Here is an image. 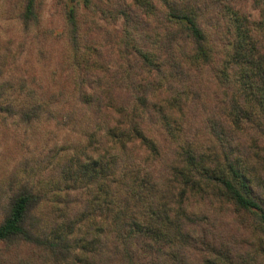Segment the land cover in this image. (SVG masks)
Segmentation results:
<instances>
[{
  "label": "trees",
  "instance_id": "obj_1",
  "mask_svg": "<svg viewBox=\"0 0 264 264\" xmlns=\"http://www.w3.org/2000/svg\"><path fill=\"white\" fill-rule=\"evenodd\" d=\"M228 3L229 0H143L139 6L140 1L129 4L120 0L121 6L118 5L114 18V23L120 19V24L110 30L94 20L106 17L103 7L107 5L106 0H67L64 30L69 53L68 75L74 82L73 112L80 111V115L72 123L75 117L65 114L67 119L58 124L71 123L94 129L99 118L108 122L107 116L117 112L118 107L113 108L106 99V91L109 96L113 91L118 106H125L117 113L121 136L113 144L115 169L120 180L115 193V210L111 222L104 227V235L95 237L92 228L84 236L63 233L57 222L41 216V207L51 194L29 179H16L3 193L1 243L8 248L28 245L42 250L46 254L45 264H239L234 259L238 247L228 245L216 231L219 216L205 218L207 221L203 222L194 219L191 229L180 228L187 242L182 247L163 244L154 238L142 225L140 215L144 212L150 218L156 216L160 200L136 184L142 174L146 178L149 172H157V168L163 178L184 180L187 175H200L229 206L231 218L250 214L254 226L264 233V204L260 192L242 175L233 154L225 151L234 125L224 117L213 119L207 111V92L213 83L223 81L222 75L227 71L226 67L218 66L219 54L226 47L223 43L220 48L218 39L222 11ZM146 7L159 9V19L151 18L145 12ZM88 17H92L94 30L83 26ZM19 20L23 30L39 24L37 0H23ZM241 25L244 24L238 26L239 32ZM5 56L4 50L0 52V74L2 64L4 72ZM110 62L116 64L112 74L107 70ZM216 70L219 73L216 74ZM32 97L33 102L27 106L6 103L2 101L0 85V115L31 127L48 112L46 104ZM233 103L237 111L244 112L234 98L219 100L216 107ZM240 104L248 105L241 99ZM173 111L177 112V118L167 117L166 113ZM184 111L188 114L185 120H180V113ZM158 122L179 130V140L175 141V146L170 145L174 147L169 153L164 151V144H158L152 136ZM199 122L220 142L228 170L217 172L207 168L203 154L194 147L191 132L198 134L194 128L201 125ZM179 123L181 127L175 128ZM131 134L143 135V142L152 148L155 158L152 163L148 162L151 171L141 169L142 161L132 153L126 141V136L130 140ZM165 156L172 158L167 161ZM61 203L68 201L61 200ZM62 208L60 206L62 212H68ZM193 226L200 228L201 236L194 234ZM95 238L99 251L89 256V246Z\"/></svg>",
  "mask_w": 264,
  "mask_h": 264
},
{
  "label": "rangeland",
  "instance_id": "obj_2",
  "mask_svg": "<svg viewBox=\"0 0 264 264\" xmlns=\"http://www.w3.org/2000/svg\"><path fill=\"white\" fill-rule=\"evenodd\" d=\"M139 1L140 6L143 0H126L129 4ZM66 2L37 0L40 22L32 29L23 30L19 20L23 0H0V52L4 50L6 54L4 72L2 64L0 74L2 101L27 106L33 102L34 95L40 103L46 104L48 111L46 117L31 127L0 115V214L3 193L16 179H29L51 194L41 207L43 218L57 222L59 231L63 233L84 236L92 228L97 237L105 234L104 227L111 222L117 202L115 193L120 180L115 169L113 144L121 136L117 129V113L125 106H118L114 92L109 96L106 91V99L110 100L113 108L118 107L115 109L117 112L109 113L108 122L99 118L94 129L71 123L58 124L69 115L75 117L71 120L73 123L80 115V111L73 112L74 82L68 75L69 53L64 30ZM119 3L120 0H106L107 5L103 6L106 17L94 20H99L110 30L119 26L120 19L114 23L117 7L121 6ZM145 12L151 18L159 19V9L146 7ZM222 14L218 40L220 48L223 43L226 47L219 54L218 66L221 69L226 67L227 71L222 75L223 81L220 84L216 81L218 84L213 83L208 90L207 111L213 119L224 117L234 125L226 154H233L236 166L260 192L264 204V0H229ZM85 16L82 10V17ZM91 21L92 17H88L83 25L90 31L94 30ZM240 23L244 25L239 32ZM115 65L109 63L108 74L114 72ZM225 98H234L244 112L237 111L234 103L216 107L218 101ZM240 99L247 101L248 105L240 104ZM166 114L172 119L178 116L176 111ZM187 114L186 111L181 112L180 120H185ZM174 127L179 128L181 124ZM194 129L198 133L191 132L194 147L203 154L207 168L217 172L228 170L220 142L204 124L196 125ZM152 136L158 144H164V151L169 153L180 135L179 130L158 122ZM141 137L144 136L131 134L130 140L126 136V141L132 153L142 161L141 169L149 170L148 162L152 163L155 156ZM165 158L168 161L172 157ZM144 159L147 160L144 162ZM160 171L157 168V172H149L146 178L142 174V178L136 181L144 192L152 193L160 200L156 216L150 218L144 212L140 215L142 225L154 238L163 244L182 247L187 242L180 228L191 229L194 219L203 222L219 216L221 220L216 231L228 245L238 247L239 252L233 255L235 261L239 264H264V233L254 226L250 214L231 218L229 206L200 175H187V179L181 180L163 178ZM61 200L68 203L62 204ZM60 206L68 212H62ZM192 228L197 237L201 236L199 227ZM84 250L87 252L86 248ZM98 251L95 238L88 255ZM0 260L1 264H45L46 254L28 245L8 248L0 242Z\"/></svg>",
  "mask_w": 264,
  "mask_h": 264
}]
</instances>
